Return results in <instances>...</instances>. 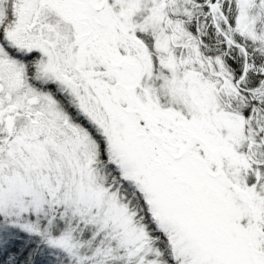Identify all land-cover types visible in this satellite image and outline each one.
<instances>
[{
    "label": "snow or ice",
    "instance_id": "obj_1",
    "mask_svg": "<svg viewBox=\"0 0 264 264\" xmlns=\"http://www.w3.org/2000/svg\"><path fill=\"white\" fill-rule=\"evenodd\" d=\"M0 264H264V0H0Z\"/></svg>",
    "mask_w": 264,
    "mask_h": 264
}]
</instances>
